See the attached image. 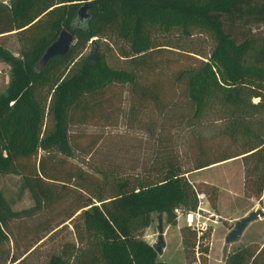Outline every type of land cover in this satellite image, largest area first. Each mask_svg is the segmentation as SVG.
Segmentation results:
<instances>
[{"label":"trees","instance_id":"16d2710c","mask_svg":"<svg viewBox=\"0 0 264 264\" xmlns=\"http://www.w3.org/2000/svg\"><path fill=\"white\" fill-rule=\"evenodd\" d=\"M83 4H88L87 20L78 13ZM59 6V15L48 21L45 16ZM43 21L51 35L38 32ZM258 26H264V0H0V35L35 31L18 54L0 44V58L10 66V79L0 90V161L7 160L0 162V170L20 174L22 187L34 199L30 206L14 208L0 188V243L9 241L14 222L34 218L60 200V189L86 193L65 208L57 224H43L40 230L46 233L37 234L23 254L0 250L1 263H25L40 240L70 223L73 237L62 239L46 264H171L159 260L142 237L152 213H165L174 225L180 214L207 215L197 191H204L217 208L218 187L203 181V190L187 173L233 157L243 161L244 193L257 196L264 207V34L252 31ZM63 27L75 34V42L69 53L43 65L46 48ZM195 31L209 35L213 46L192 51L194 62L174 72L168 98L162 84L144 78L150 58L172 46L163 42L164 36L190 37ZM115 51L132 67L113 66L109 57ZM114 85L129 91L128 126L158 111L155 154L143 158L135 175L117 173L114 161L109 173L98 168L102 183L80 168L61 170L64 157L74 154L72 124L99 117L103 126L117 125L121 110L113 94L107 95ZM209 111L224 121L222 131L230 139L241 140V147L204 150L194 155L189 168H182L168 130L191 125ZM211 151L216 157L203 160ZM212 231V225L180 227L186 264H207L202 258ZM263 251L260 243L246 244L230 252L225 264H264Z\"/></svg>","mask_w":264,"mask_h":264},{"label":"rangeland","instance_id":"374dc122","mask_svg":"<svg viewBox=\"0 0 264 264\" xmlns=\"http://www.w3.org/2000/svg\"><path fill=\"white\" fill-rule=\"evenodd\" d=\"M5 1L8 2L9 0ZM60 12L61 6L56 7L55 12L46 15L45 18L48 21L53 20ZM42 23L43 26L38 32L51 35L52 30L49 24L44 21ZM252 31L256 36L263 35L264 26L253 27ZM34 34L35 31L33 29L5 32L0 35V44L18 54L20 48L28 46L32 42ZM162 40L164 43H167V40L171 41L172 46H164V49L153 54L150 58L151 65L149 67L151 68L146 70L144 78L148 81L162 84L164 90H166L165 94L168 98H171L174 90L172 88L174 72L181 66L194 62V52L192 51H209L213 46V41L209 35L198 31H195L190 37H181L176 33H170V35L164 36ZM87 51H89V47ZM109 61L115 67H132L128 60L121 57L116 51L111 54ZM9 79L10 66L0 58V90L6 86ZM123 89V94H121ZM110 92L113 94L112 100H114L118 109L121 110L122 116L119 117L117 125L103 126L100 124L102 119L99 117L88 123L72 124L70 138L74 154L71 157H64V162L60 163L61 170L80 168L91 173L94 176V180H98L96 181L97 183H102L104 175L98 171V168H103L106 173H109L110 168L113 169L114 167V161L118 165L117 173L124 174L126 171L130 175H135L141 171L143 158L149 159L155 154L156 139L158 134H160V129L156 128L160 122V117L157 115L158 111L152 110L151 113L142 116V121L136 122L134 127L128 126V119L126 118L130 105L128 89L120 85H114L110 87L107 95ZM147 112H149L148 109H145L144 113ZM150 126H153V131L151 132L148 130ZM223 127L224 121L220 120L214 112L209 111L191 125L182 123L170 128L168 130L169 136L173 142V147L180 155L182 168H189L194 155L204 150H229L233 152L240 149L241 140L233 141L230 139L222 131ZM145 140H147L146 151L143 148ZM113 149H116L117 153ZM216 155V152L211 151L202 156V159L212 160ZM58 156L62 155L58 154ZM60 158H63V156ZM2 163L7 164V160H2ZM187 176L203 190L206 188L205 185L201 184L203 181L218 187V207H213L210 199L208 200L207 198L202 206L209 210H204L209 216L203 213L201 215L194 214L192 224L200 226L205 223L213 226L209 239V251L204 254L202 259H205L207 264H224L222 261V250L228 232L234 228L237 220L246 216L252 210L263 206L257 196H248L244 193V168L242 158L239 156L190 171ZM0 188L14 208L27 207L34 202L29 189L22 187L21 175L16 172H10L9 168L0 170ZM106 188L104 187V190ZM60 192L62 198L47 207L42 214L29 220L14 222L11 226L13 234L8 242L0 243V250H3L4 253L10 251L11 254H23L27 244L32 242L37 234L46 233L40 230L43 224H57L63 219L65 208L70 206L74 200L83 199L86 195L84 191L73 188L60 189ZM160 215L164 227L166 245L162 254L157 253V258L171 264H186L180 232V227L189 223L186 215L180 214L177 224L174 225L167 221L165 213L155 211L152 213L150 225L143 230L142 237L151 244L157 242ZM218 217H221V219H218ZM216 219L218 222H214ZM58 228L59 230L53 234H47L40 240L37 247L29 253L27 261L23 264H46L58 243L62 239L73 237L70 223ZM249 243L264 245V216L248 224L241 239L230 244L229 253L235 252ZM261 257L264 261V251ZM1 262L0 257V264H2ZM6 263L11 264L10 261Z\"/></svg>","mask_w":264,"mask_h":264},{"label":"water","instance_id":"95a60500","mask_svg":"<svg viewBox=\"0 0 264 264\" xmlns=\"http://www.w3.org/2000/svg\"><path fill=\"white\" fill-rule=\"evenodd\" d=\"M78 13L82 20H87L89 18L88 4H83L82 6H80ZM74 42H75V34L67 28L61 29L57 38L46 48L41 58V63L44 65L50 59H52L57 55H65L69 53L71 46L73 45ZM261 216H264V207L256 208L246 216L237 220L234 228L231 229L225 237V243L222 250L223 252L222 261L224 264L226 263L229 255L230 244L232 242L240 240L248 224ZM159 220L160 223L158 226L159 228L158 240L157 242L152 244V246L154 247V249L158 254H162L164 252V247L166 245V242L164 238V227L162 224L161 215L159 217Z\"/></svg>","mask_w":264,"mask_h":264},{"label":"built area","instance_id":"2783aa9c","mask_svg":"<svg viewBox=\"0 0 264 264\" xmlns=\"http://www.w3.org/2000/svg\"><path fill=\"white\" fill-rule=\"evenodd\" d=\"M197 197H198V200H199V207L201 208V209H203V210H205V211H209L208 209H206V208H204L203 206H202V204L204 203V201L207 199V195H206V193L205 192H203V191H197ZM192 214H193V217H194V214H196V215H201L202 213L201 212H191ZM189 214L190 213H188V214H186V216H187V219H188V216H189ZM204 214V213H203ZM208 215V214H207ZM209 216V215H208ZM211 216H213V215H211ZM218 219H219V217H218ZM189 221V224H192V221L191 220H188ZM214 222H218L217 221V219L216 220H214ZM208 225H206L205 223L204 224H202V225H200V227L201 228H206Z\"/></svg>","mask_w":264,"mask_h":264},{"label":"bare ground","instance_id":"6f19581e","mask_svg":"<svg viewBox=\"0 0 264 264\" xmlns=\"http://www.w3.org/2000/svg\"><path fill=\"white\" fill-rule=\"evenodd\" d=\"M188 220H191V221L193 220V214L192 213L189 214Z\"/></svg>","mask_w":264,"mask_h":264}]
</instances>
